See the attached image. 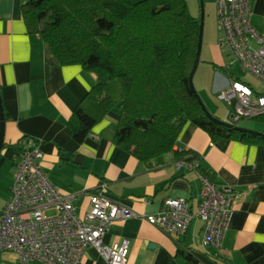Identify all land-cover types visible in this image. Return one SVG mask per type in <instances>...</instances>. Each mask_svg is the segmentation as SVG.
<instances>
[{
	"label": "crops",
	"instance_id": "crops-1",
	"mask_svg": "<svg viewBox=\"0 0 264 264\" xmlns=\"http://www.w3.org/2000/svg\"><path fill=\"white\" fill-rule=\"evenodd\" d=\"M27 1L0 0V83L7 112L0 178L3 171H11L14 179L26 148L40 147L50 179L64 193L75 195L81 213L92 207V192L138 211L115 220L105 233L109 242L130 239L129 264H184L180 249L194 251L207 264H264V141L235 138L224 149L206 128L188 121L176 147L197 151L198 163L241 193L234 200L221 247L203 243L204 220L197 214L185 231L165 232L146 215L165 209L169 196L180 195L188 197L196 212L204 183L198 163L172 153L144 161L120 146L115 141L118 107L84 141L76 139L69 119L97 81V74L81 63L63 64L51 44L39 32L29 30L23 9ZM253 9L254 24L264 36V0H253ZM220 37L221 30L218 38L203 44L195 73L200 93L211 90L219 95L232 77L224 68L230 53L220 44ZM246 81L256 92L264 90L260 80ZM11 193L0 204V213ZM84 259L90 264H111L94 246L86 249ZM0 264L29 263L15 250L0 249Z\"/></svg>",
	"mask_w": 264,
	"mask_h": 264
},
{
	"label": "trees",
	"instance_id": "trees-1",
	"mask_svg": "<svg viewBox=\"0 0 264 264\" xmlns=\"http://www.w3.org/2000/svg\"><path fill=\"white\" fill-rule=\"evenodd\" d=\"M23 9L29 30L39 32L63 64L81 63L97 74L69 119L79 141L116 107L115 141L144 161L172 153L197 164V151L176 147L190 120L224 149L235 138L264 141V132L212 118L193 90L202 19L188 0H28ZM197 165L203 175L217 180ZM179 253L184 264H207L194 251Z\"/></svg>",
	"mask_w": 264,
	"mask_h": 264
},
{
	"label": "built area",
	"instance_id": "built-area-1",
	"mask_svg": "<svg viewBox=\"0 0 264 264\" xmlns=\"http://www.w3.org/2000/svg\"><path fill=\"white\" fill-rule=\"evenodd\" d=\"M253 17V0H218L220 44L230 53L225 65L238 62L264 84V36ZM219 95L232 105V122L264 114V90L256 92L246 80L231 77ZM44 154L40 147H29L18 162L11 196L0 213V249L15 250L29 264H90L84 256L94 246L111 264H129L130 239L109 242L105 233L115 220L138 211L92 192V207L81 213L75 195L64 193L50 179L42 164ZM203 178L196 212L186 195L169 196L165 209L146 217L165 232L178 233L197 214L204 220L203 243L221 247L234 200L241 192L208 176Z\"/></svg>",
	"mask_w": 264,
	"mask_h": 264
},
{
	"label": "rangeland",
	"instance_id": "rangeland-1",
	"mask_svg": "<svg viewBox=\"0 0 264 264\" xmlns=\"http://www.w3.org/2000/svg\"><path fill=\"white\" fill-rule=\"evenodd\" d=\"M191 6V10L194 14L202 17V0H188ZM219 21H218V0H205V32H204V44L211 38H218L220 29H219ZM204 63V62H203ZM204 64H202L203 70ZM237 75H239L242 79H252L259 82V79L250 71L245 69L240 63L235 62L230 67ZM225 74L226 72L222 70ZM199 73L201 70L199 69ZM210 74L211 79V72ZM202 98L208 105V107L219 114L222 119L226 121H230V111L232 105L225 99L221 98L218 93H214L211 90L201 92ZM220 94V93H219ZM242 125L250 126V127H258L256 130L264 131V118H257V117H247L244 118L241 122ZM3 176L0 178L1 186H0V204H4L5 196L7 193L12 192V186L15 181V176L13 179V175L11 171L7 173L3 171ZM11 195V194H10ZM4 208L2 205L1 210ZM50 212H54V209H50Z\"/></svg>",
	"mask_w": 264,
	"mask_h": 264
},
{
	"label": "water",
	"instance_id": "water-1",
	"mask_svg": "<svg viewBox=\"0 0 264 264\" xmlns=\"http://www.w3.org/2000/svg\"><path fill=\"white\" fill-rule=\"evenodd\" d=\"M202 23H201V34H200V47H199V51H198V55L196 58V62L193 68V71L191 73V86L193 88V90L196 92L197 96L199 97L201 103L203 104L204 108L206 109V111L208 112V114L214 118L217 121H221V122H225L227 124H229L230 126L237 128V129H241V130H247V131H255V132H261L263 133L264 131H260V130H256L250 127H247L245 125H242L240 123H235L232 121H226L224 119H222L221 117L217 116L216 114H214L212 112V110L208 107V105L206 104V102L204 101V99L202 98L201 93L199 92L196 83H195V73L197 71V68L199 66L200 60H201V55H202V49H203V44H204V32H205V0H202ZM5 130H6V112H5V106H4V101L2 98V93H1V83H0V154H1V150L2 147L4 145V136H5Z\"/></svg>",
	"mask_w": 264,
	"mask_h": 264
}]
</instances>
